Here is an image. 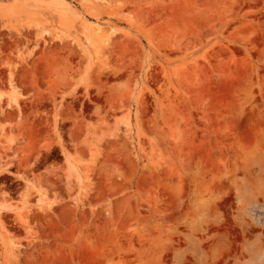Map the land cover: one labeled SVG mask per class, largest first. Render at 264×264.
Instances as JSON below:
<instances>
[{
	"label": "rangeland",
	"instance_id": "374dc122",
	"mask_svg": "<svg viewBox=\"0 0 264 264\" xmlns=\"http://www.w3.org/2000/svg\"><path fill=\"white\" fill-rule=\"evenodd\" d=\"M0 264H264V0H0Z\"/></svg>",
	"mask_w": 264,
	"mask_h": 264
},
{
	"label": "bare ground",
	"instance_id": "6f19581e",
	"mask_svg": "<svg viewBox=\"0 0 264 264\" xmlns=\"http://www.w3.org/2000/svg\"><path fill=\"white\" fill-rule=\"evenodd\" d=\"M97 28H96V34L97 33H101V29L98 27V26H96ZM84 33V35H86V32H83ZM98 35V34H97ZM97 35H95V36H97ZM100 37V36H99ZM86 38H87V40H89V37L86 35Z\"/></svg>",
	"mask_w": 264,
	"mask_h": 264
}]
</instances>
